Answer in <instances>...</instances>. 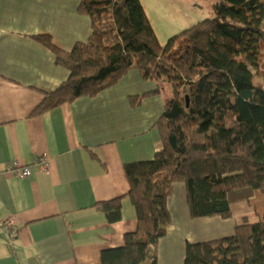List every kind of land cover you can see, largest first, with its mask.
Instances as JSON below:
<instances>
[{"label": "trees", "instance_id": "obj_1", "mask_svg": "<svg viewBox=\"0 0 264 264\" xmlns=\"http://www.w3.org/2000/svg\"><path fill=\"white\" fill-rule=\"evenodd\" d=\"M79 10L90 18L86 41L66 51L49 35L35 36L69 71L35 112L94 97L131 69L169 84L155 123L162 147L151 159L124 165L136 227L94 263L157 264L175 181L185 184L194 218H224L233 203L264 196V0H216L209 16L176 30L164 44L140 0H80ZM122 197L95 205L108 222L121 219ZM255 208L258 219L241 222L232 234L188 242L184 262L264 264V206Z\"/></svg>", "mask_w": 264, "mask_h": 264}, {"label": "crops", "instance_id": "obj_2", "mask_svg": "<svg viewBox=\"0 0 264 264\" xmlns=\"http://www.w3.org/2000/svg\"><path fill=\"white\" fill-rule=\"evenodd\" d=\"M79 3L0 0V264L97 263L101 250L121 245L136 227L124 165L151 159L162 147L155 123L170 88L143 79L137 69L94 97L35 112L69 74L35 36L49 35L66 51L86 41L91 23ZM157 86L158 93L139 97ZM133 97L139 98L131 102ZM35 157L49 159L47 171L33 163ZM12 160L28 164L29 176L4 172ZM120 196L121 219L110 223L95 205ZM167 205L171 225L158 241L157 264H186L188 242L232 234L254 212L248 202H235L233 217H209V234L203 235L183 181L173 183ZM4 221L13 222L10 233ZM215 224L222 227L212 233Z\"/></svg>", "mask_w": 264, "mask_h": 264}, {"label": "rangeland", "instance_id": "obj_3", "mask_svg": "<svg viewBox=\"0 0 264 264\" xmlns=\"http://www.w3.org/2000/svg\"><path fill=\"white\" fill-rule=\"evenodd\" d=\"M146 14L152 23V26L155 30V33L158 37V40L161 44H164L168 38V36L174 34L175 30L174 26L180 27V25H183L186 23L188 26L191 24H194L196 21L207 17L212 12V3H214L216 0H140ZM199 3L200 7H197L196 4ZM195 9L197 15H191L194 13ZM185 14V15H183ZM177 27V28H178ZM168 87L169 84L167 85ZM249 203V205L254 209V212L249 213V218L245 219L244 221H250L253 222L258 219L256 212V208L259 210H262L264 206V196L262 194H256L253 200L246 201ZM232 215V210H231ZM219 216V215H218ZM211 216H202V217H193L194 219L200 220L202 224V234L207 235L209 234V231L207 229L208 224L206 221ZM221 217V216H220ZM233 216H227L224 217V219L231 218ZM218 228H221L222 226L220 224H215L213 227L212 233L217 230ZM195 228L190 230V235H194L192 231H194ZM196 231V230H195ZM198 231V232H200ZM219 232V231H218ZM230 235V234H229ZM218 238V237H215ZM212 239V238H211ZM206 239V240H211ZM189 241V240H188ZM205 241V240H200ZM197 242L195 241H190Z\"/></svg>", "mask_w": 264, "mask_h": 264}, {"label": "built area", "instance_id": "obj_4", "mask_svg": "<svg viewBox=\"0 0 264 264\" xmlns=\"http://www.w3.org/2000/svg\"><path fill=\"white\" fill-rule=\"evenodd\" d=\"M33 163L37 164L41 171H47L49 166V159L46 157L33 158ZM4 172L12 173L19 177H27L30 174V167L28 164H21L17 160H12L8 162L4 167ZM3 228L10 233L9 231L14 229L12 221H4L2 223Z\"/></svg>", "mask_w": 264, "mask_h": 264}]
</instances>
